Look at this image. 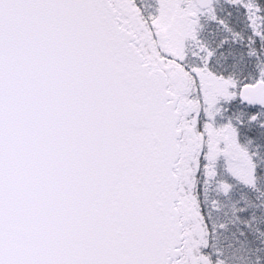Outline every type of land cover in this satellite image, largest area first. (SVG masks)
I'll return each mask as SVG.
<instances>
[{
    "label": "snow or ice",
    "instance_id": "6c2138e0",
    "mask_svg": "<svg viewBox=\"0 0 264 264\" xmlns=\"http://www.w3.org/2000/svg\"><path fill=\"white\" fill-rule=\"evenodd\" d=\"M0 264H264V0H0Z\"/></svg>",
    "mask_w": 264,
    "mask_h": 264
}]
</instances>
